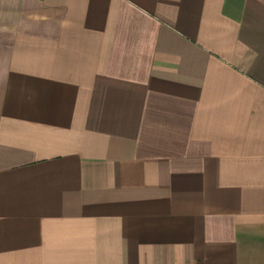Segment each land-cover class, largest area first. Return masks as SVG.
I'll return each instance as SVG.
<instances>
[{
  "label": "crops",
  "instance_id": "crops-1",
  "mask_svg": "<svg viewBox=\"0 0 264 264\" xmlns=\"http://www.w3.org/2000/svg\"><path fill=\"white\" fill-rule=\"evenodd\" d=\"M0 264H264V0H0Z\"/></svg>",
  "mask_w": 264,
  "mask_h": 264
}]
</instances>
